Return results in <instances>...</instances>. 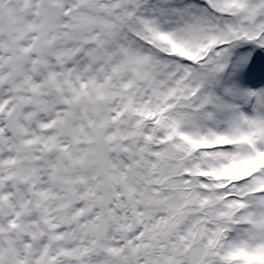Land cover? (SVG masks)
<instances>
[{
	"label": "snow or ice",
	"instance_id": "obj_1",
	"mask_svg": "<svg viewBox=\"0 0 264 264\" xmlns=\"http://www.w3.org/2000/svg\"><path fill=\"white\" fill-rule=\"evenodd\" d=\"M0 264H264V0H0Z\"/></svg>",
	"mask_w": 264,
	"mask_h": 264
}]
</instances>
